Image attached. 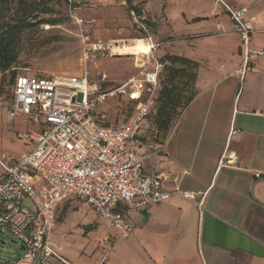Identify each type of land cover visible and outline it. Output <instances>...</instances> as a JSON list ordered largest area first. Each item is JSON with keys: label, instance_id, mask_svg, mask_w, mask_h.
Instances as JSON below:
<instances>
[{"label": "crops", "instance_id": "crops-1", "mask_svg": "<svg viewBox=\"0 0 264 264\" xmlns=\"http://www.w3.org/2000/svg\"><path fill=\"white\" fill-rule=\"evenodd\" d=\"M132 4L154 12L149 19L153 42H157L154 23L164 25L167 19L171 33L189 37L184 55L198 63L195 95L172 129L164 135L139 131L137 152L144 157L143 171L157 166L178 173L180 188L200 195L195 201L171 196L142 211L127 209L133 230L120 241L119 257L112 252L119 238L114 231L110 235L115 239L104 256L93 252L98 242L90 246V254L82 252L85 243L70 235L71 224L58 225L57 219L53 241L60 244L55 238L59 234L79 242L74 253L60 244L61 255L72 264L95 260L98 264H264V56L256 57L254 69L242 78L238 35L231 30L224 7L245 8L255 27L252 46L264 50V0H132ZM219 21L221 32L215 31ZM15 122L21 130L6 126L4 115L0 152L17 159L31 148L26 134L36 127L24 116L17 117L12 128ZM230 156L234 159L227 165ZM197 201H202V209Z\"/></svg>", "mask_w": 264, "mask_h": 264}, {"label": "built area", "instance_id": "built-area-1", "mask_svg": "<svg viewBox=\"0 0 264 264\" xmlns=\"http://www.w3.org/2000/svg\"><path fill=\"white\" fill-rule=\"evenodd\" d=\"M224 7L231 30L238 35L243 78L264 50L252 46L255 27L245 8ZM71 17L83 62L80 73L71 77L19 73L11 97L1 104L7 126L24 116L36 127L26 134L31 142L28 151L17 159L0 160V226L7 227L21 247V253L7 264H72L52 239L57 206L67 198L82 200L105 220L110 234L126 237L133 230L125 216L127 209L142 211L171 196L195 201L200 195L182 190L178 173L157 166L143 171L144 157L137 152L139 131L157 132L150 115L164 68L155 55L159 43L152 41L148 13L131 11L130 18L140 39L150 45L149 52L140 63L135 56L136 74L110 87H105L104 72L88 67L96 68L97 61L119 51L112 42L94 36L90 20ZM50 27L43 24L44 29ZM215 31H223L220 21ZM113 97L124 98L130 105L128 115L117 124L109 123L107 114L97 110ZM233 159L230 156L225 164L231 165ZM196 205L203 208L202 201Z\"/></svg>", "mask_w": 264, "mask_h": 264}, {"label": "rangeland", "instance_id": "rangeland-1", "mask_svg": "<svg viewBox=\"0 0 264 264\" xmlns=\"http://www.w3.org/2000/svg\"><path fill=\"white\" fill-rule=\"evenodd\" d=\"M49 2L54 10L53 12L48 14L30 12L28 20L32 22V25L25 28L20 34L16 45L17 57L13 64V71L12 69L0 71V126L2 127L5 125L4 110L1 104L11 97L12 84L17 74L30 73L55 77H71L80 73L83 68V62L79 52V41L75 36L76 28L72 23L73 18L71 15L90 20L89 25L92 33L104 42L121 39L123 45L134 39L135 43H141L136 38L140 39L142 36L136 32L132 25L128 5L123 0H72L71 3L67 0H49ZM10 7L12 12H3V15L0 13V26L8 22L12 15H18L17 12H13V3ZM148 16L150 20H153L154 12H149ZM39 20H51L48 22L52 23L53 26L49 29H44L43 24L46 21L42 24L35 23ZM165 21L164 25L156 21L153 28V38L160 42L155 55L164 62V68L160 76V86L167 80V68L170 66L175 68L184 66L186 71L176 74L173 81L177 86L176 91L178 94L185 98L193 92L191 82L188 81V74L194 69L180 62L172 63L167 57L177 55L188 59L184 55L183 46L189 37L185 34L171 33L168 30L167 19ZM120 47L123 46L120 45ZM137 63H139L138 58ZM96 64V70L104 72L109 80L105 87L117 85L138 71L134 66L135 56L125 55V53L99 60ZM77 98H81L80 94ZM156 98L152 105L150 119L156 123V134L164 135L172 129L174 122L179 116H174L166 129L161 128L157 121L158 102ZM97 110L104 111L107 114L108 122L118 123L128 115L130 105L124 98L113 97L107 98L105 102L99 104ZM10 127L13 129L12 131L22 129V126L18 123L16 124V122L14 128ZM3 152L6 153L5 151L0 152V160L6 161L11 155ZM1 172L0 166V174ZM56 215L58 225L62 222L71 224L70 235L85 243V246L81 249L82 252L90 254V246H93V243L96 242L98 244L93 248V252L100 251L104 256L110 250L115 237L110 235L108 226L103 223L101 218L95 215L82 201L74 198L65 199L58 205ZM55 238L62 244L64 250L68 249L73 253L78 251L80 244L77 240L63 238L59 234H56ZM124 238H117L113 244L112 252L117 257L121 254L120 241ZM95 239H98V241ZM19 253H21L19 242L14 239L7 227L0 226V264H7ZM94 264H98V261L95 260Z\"/></svg>", "mask_w": 264, "mask_h": 264}, {"label": "trees", "instance_id": "trees-1", "mask_svg": "<svg viewBox=\"0 0 264 264\" xmlns=\"http://www.w3.org/2000/svg\"><path fill=\"white\" fill-rule=\"evenodd\" d=\"M71 3L72 0H67ZM128 5V9L134 12H139L141 9L132 4V0H123ZM13 3L14 10L18 15H12L8 22L3 23L0 26V71L12 69L13 64L16 61L17 51L16 45L19 41L21 32L32 25V22L28 20L30 12H41L48 14L53 12V8L50 5L49 0H0V13L12 12L10 5ZM46 21V22H45ZM51 20H39L35 23L49 24L53 26ZM161 59V58H160ZM172 63L180 62L190 66L192 69L188 74V81L191 82V92L185 98L181 97L176 91L177 86L174 84L175 75L185 72L184 66L175 68L170 66L166 69L167 76L166 82L161 86L156 101L157 106V121L161 128L166 129L173 117H177L181 114L183 109L190 103L195 95L194 81L196 77L197 62L187 59L182 56L170 55L167 57ZM14 74V72H12ZM189 85V84H187ZM177 109H179L177 111Z\"/></svg>", "mask_w": 264, "mask_h": 264}, {"label": "bare ground", "instance_id": "bare-ground-1", "mask_svg": "<svg viewBox=\"0 0 264 264\" xmlns=\"http://www.w3.org/2000/svg\"><path fill=\"white\" fill-rule=\"evenodd\" d=\"M136 40H138V42L141 43H135L134 39L133 40H129L128 43L123 44V41L121 39L119 40H110V42H112L115 47L117 48V50L119 51V54L121 53H125V55H134L138 58L139 63L141 62V60L143 58H145L146 54L149 52V44L139 38H136ZM123 46L120 47L119 46ZM125 50V51H123Z\"/></svg>", "mask_w": 264, "mask_h": 264}, {"label": "water", "instance_id": "water-1", "mask_svg": "<svg viewBox=\"0 0 264 264\" xmlns=\"http://www.w3.org/2000/svg\"><path fill=\"white\" fill-rule=\"evenodd\" d=\"M119 54V53H118ZM116 56V55H115Z\"/></svg>", "mask_w": 264, "mask_h": 264}]
</instances>
